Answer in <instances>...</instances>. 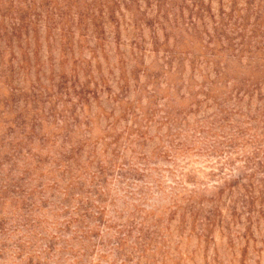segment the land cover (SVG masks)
Returning <instances> with one entry per match:
<instances>
[{
  "label": "rangeland",
  "instance_id": "1",
  "mask_svg": "<svg viewBox=\"0 0 264 264\" xmlns=\"http://www.w3.org/2000/svg\"><path fill=\"white\" fill-rule=\"evenodd\" d=\"M0 264H264V0H0Z\"/></svg>",
  "mask_w": 264,
  "mask_h": 264
}]
</instances>
